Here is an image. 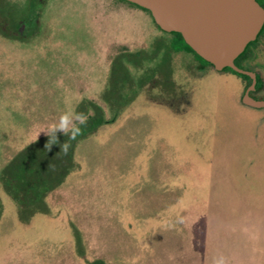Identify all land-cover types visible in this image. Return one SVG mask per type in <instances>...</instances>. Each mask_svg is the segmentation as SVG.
I'll return each instance as SVG.
<instances>
[{"label":"rangeland","instance_id":"1","mask_svg":"<svg viewBox=\"0 0 264 264\" xmlns=\"http://www.w3.org/2000/svg\"><path fill=\"white\" fill-rule=\"evenodd\" d=\"M28 2L0 0L19 16ZM33 5L23 36L0 34V178L28 158L48 188L22 213L0 183V264H264V110L242 104L243 79L188 73L176 55L173 98L146 62L119 112L112 62L152 52L164 33L151 14L121 0ZM90 104L108 124L69 158L59 141L46 150L48 124Z\"/></svg>","mask_w":264,"mask_h":264},{"label":"water","instance_id":"2","mask_svg":"<svg viewBox=\"0 0 264 264\" xmlns=\"http://www.w3.org/2000/svg\"><path fill=\"white\" fill-rule=\"evenodd\" d=\"M151 12L165 32L180 33L186 44L218 72L231 68L252 79L243 105L264 110V100L251 96L257 77L235 62L264 27V8L257 0H126ZM21 30H24L22 26Z\"/></svg>","mask_w":264,"mask_h":264},{"label":"flooded vegetation","instance_id":"3","mask_svg":"<svg viewBox=\"0 0 264 264\" xmlns=\"http://www.w3.org/2000/svg\"><path fill=\"white\" fill-rule=\"evenodd\" d=\"M257 1L264 8V0H257ZM29 16L31 17V15ZM23 19L27 21V16L26 18H23ZM34 20H36V18ZM19 23H20V31H21L19 35L23 36L24 30L22 31L21 28L22 26H24V29L27 28L28 23H24L23 20H20ZM157 27L161 31H163L158 25ZM163 33L164 34H161L162 36L161 38H159V41L156 42L157 44L154 45L152 52H148L145 56H143L144 52L138 51L133 54L130 53L126 55L124 54L123 56H119V57L117 56L113 60L112 66H111V78H110V82L108 85L109 88H107L108 90L106 91V94L112 103L111 106H113V108H116L117 111L120 112L119 109L122 106H127L130 103V100L128 99L129 94L126 93L125 91L128 88L127 86L131 85V83H133L135 80V78H133V76L130 73L131 67L139 69L141 68L140 66L144 65L146 62H149L152 64H154V62H158L156 63V68L154 66L152 70H149L153 72L152 75L150 74L151 75L150 78L153 80L152 82H154L155 85L156 83H158L160 87H163V88L165 87V90H167L168 96L173 97V98L182 96V94L178 95L176 94V92L173 91L174 82H172L173 81L172 80V74H173L172 63L176 55H184V57H187V59L191 60L190 65H188L189 66L188 73L193 72L194 74H196L199 71L204 73L209 70L215 69L211 63L205 60L207 63L211 64L213 67L207 66V64L200 62L193 53L187 50H181L179 52H174L173 50L174 47L172 45V41L174 37L171 35V33H168L165 31H163ZM252 43H255L252 48V51L244 58V60L242 61V65L244 66V68L250 69L248 71L254 72L257 77L256 91L252 92L251 96L255 99L264 100V69L258 65L259 63L258 60L261 54L264 52V27L262 31L260 32V34L258 35L257 40ZM221 72H225V70ZM190 76H191L190 79H192L193 75L190 74ZM250 80H251L250 84L245 87V91L252 84V79L250 78ZM155 85L153 87H155ZM128 89L130 90V88ZM89 106H92V104H90ZM95 109H96V112H99L102 115H104L103 110L101 108L96 107Z\"/></svg>","mask_w":264,"mask_h":264},{"label":"trees","instance_id":"4","mask_svg":"<svg viewBox=\"0 0 264 264\" xmlns=\"http://www.w3.org/2000/svg\"><path fill=\"white\" fill-rule=\"evenodd\" d=\"M121 1L129 3L130 5H133V6L139 7L126 0H121ZM33 3H34V0H29L28 2L29 8L24 9L25 14L23 15L21 14V16L18 15L19 10H20L19 7L15 5L6 7L0 3V34L6 38H9L10 36H14L16 34H20L21 32L20 23H19L20 20H23L24 23H28L29 22L28 16L33 14V12H31L33 10L32 7H36V8L38 7V5L35 6L33 5ZM143 10L151 14L150 11L146 9H143ZM26 16H27V21L23 19V18H26ZM35 18H37V16ZM171 35L174 37L172 41L174 52H179L181 50H187L193 53L200 62L207 64V66L213 67L211 64L207 63L203 58H201L198 54H196L195 51L189 45L186 44L183 36L180 33H171ZM254 44L255 43H251L247 47L245 52L236 60L235 64L238 67L244 70H250V69L244 68V66L242 65V61L252 51ZM225 72H231L241 77L242 79H244L246 86L250 84L251 80L248 76L240 75L234 70H232L231 68H227ZM90 109L93 110L94 112L93 114H89V112L87 111L85 114L81 113L84 117H86V122L84 124L79 125V127L81 128V132L78 136L75 137V139H71L68 135L58 137V141L60 143L69 144L70 151H69V154L67 155V158H69L70 155H72L74 147L79 142L86 139L87 136L95 133L99 129V127L103 126L104 124H108L109 122V120L105 119L104 115H102L99 112H96V109L93 107V105L90 106ZM22 163L25 164L23 167L21 166ZM32 165H33L32 161L26 158L23 161H21V163L19 164L20 168L17 167L12 172H8V173L5 172L3 173L4 176H1L0 178V183L2 184L1 186L3 187L5 191L11 194L14 201L20 207L21 209L20 211L22 213L28 212L29 206L31 205V203H33V200H37L38 198L40 199L45 194V191L47 190L46 188H48L47 185H45L46 181L43 178L32 176L35 174V167H33ZM34 195H36L37 198L36 197L34 198L33 197Z\"/></svg>","mask_w":264,"mask_h":264},{"label":"clouds","instance_id":"5","mask_svg":"<svg viewBox=\"0 0 264 264\" xmlns=\"http://www.w3.org/2000/svg\"><path fill=\"white\" fill-rule=\"evenodd\" d=\"M74 121H78L79 124L74 123ZM86 122V117L82 114H71L64 113L59 117L58 121H53L48 124V126L43 130L45 135L48 137L47 143L45 144L46 150H51V147L54 144L58 143L57 133L61 132L64 135H68L71 139H75L81 132L80 124H84ZM69 148L68 143H63L60 145V149L63 153H67ZM214 264H226V258L221 255L215 261Z\"/></svg>","mask_w":264,"mask_h":264}]
</instances>
